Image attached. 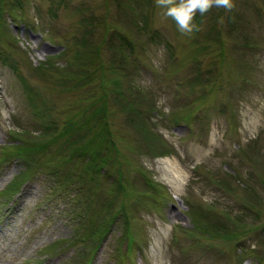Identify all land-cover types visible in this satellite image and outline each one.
I'll return each mask as SVG.
<instances>
[{
  "label": "rangeland",
  "instance_id": "rangeland-1",
  "mask_svg": "<svg viewBox=\"0 0 264 264\" xmlns=\"http://www.w3.org/2000/svg\"><path fill=\"white\" fill-rule=\"evenodd\" d=\"M232 4L184 34L156 0H0V264H264V0Z\"/></svg>",
  "mask_w": 264,
  "mask_h": 264
},
{
  "label": "trees",
  "instance_id": "trees-1",
  "mask_svg": "<svg viewBox=\"0 0 264 264\" xmlns=\"http://www.w3.org/2000/svg\"><path fill=\"white\" fill-rule=\"evenodd\" d=\"M170 49H171L170 46L167 45L166 46V50H170ZM99 51L100 50H98V52ZM125 60L126 59H124V56H123V58H119L118 61H113V65H114L115 62L118 63L117 65H119V64L122 65V63L125 62ZM113 65H110L109 68H111L113 71H116L117 66L114 65V67L112 68ZM84 125H87V124L80 123V124H77V127H79V128L83 127L84 128L83 131H85L86 135L90 134L88 136V138L82 137V136H79V135L77 136L75 128H73V136L72 137H69L68 136L69 133L67 132V130H64V136H66V137L68 136V139H69V141H68V139H66V141H68V143H69V146L67 147V149L72 147L71 149H74V150L71 152V154L73 153L72 154L73 156L80 157L81 160L84 158V156L88 157V151L91 149L92 145H97L100 142V140H96L97 137H96L95 134L91 135V132H93V131H91V127L94 125V122H92L90 125L88 124L85 127H84ZM104 125H105V122H104ZM97 128H99L98 124H97ZM97 128L94 131L95 133L97 132L96 131ZM55 138H56V136H55ZM17 148H20L18 150L19 155H22L23 153L28 151V150L23 149L21 147H17ZM28 149H29V151L31 150L29 147H28ZM9 156H10V154L8 152L7 156H6V160H8V159L12 160V158H10ZM16 158H21V156H18ZM87 163H93V165H94V171L93 172L94 173H97L99 171V168H97L96 163H94L92 161H89ZM29 164H30L29 167H31V169L29 170V173H31L34 170V168L39 164V160L30 162ZM101 170H104L103 166H101ZM104 171L107 172L106 170H104ZM76 174H77L78 178H76L75 180H78V183L82 182L83 184H85L87 186V189H86V192H85V195H86L85 201H86V204L88 206V202H89L88 197H89V193H90L89 191H91V184L95 181V177L94 176H92V177L89 176L87 173H85V171L82 172V173L81 172H76ZM99 175L100 174H96V176H99ZM86 176L91 177V181L89 183L84 182V178ZM107 176L110 177L111 174H109V172H108ZM97 183H98V180H97L96 184ZM121 183H122V185H121ZM18 186H19V183L17 181L16 184L12 185V187H14V188L9 190L8 192L5 191V193L3 195H6V196L13 195V193L18 191ZM122 186L124 187L123 182H122V178L120 176H118L117 179H116V182L111 183L109 186H106V188L103 190L102 199L98 200L97 207L95 208V212L93 210L94 215L96 216L97 219L99 218V221H98V223L96 222L97 223L96 224V223L93 222V219H90L89 223L86 225V226H90L91 227V231L89 233H90V235L93 236L94 239H96V238L98 239L105 232L107 224L109 223L110 215H112V212H111L112 205H113V203L118 201V199L120 198V197H118V193H122L123 192V187ZM10 191H11V193H10ZM94 194H98V193L95 191ZM246 208L250 209L249 212L253 213L254 210H252L249 207H246ZM121 209H122V206H121L119 211H121ZM118 212L115 214V216L118 215ZM203 217H204L205 220L202 221V222L205 223L207 232L210 230V227H211V228H213V231H215L217 233L220 232V236L224 237L223 239H226V240H229V241H232V242L235 241V240H238L239 237L242 235V234H237L235 232L234 233L228 232L226 234H223L222 233L223 225L220 222H218V219H215L214 215H212L211 217L203 215ZM115 221H116V219L114 220V223H115ZM202 227L204 228L203 224H202ZM206 234L208 236H210V238H216V236H214V235H209V233H206ZM242 236H243V239H244V234ZM236 243H240V242H236ZM87 245H88V243H87Z\"/></svg>",
  "mask_w": 264,
  "mask_h": 264
},
{
  "label": "clouds",
  "instance_id": "clouds-1",
  "mask_svg": "<svg viewBox=\"0 0 264 264\" xmlns=\"http://www.w3.org/2000/svg\"><path fill=\"white\" fill-rule=\"evenodd\" d=\"M157 5L165 9L164 16L172 18L181 33L190 34L199 30L193 23L197 12L207 13L212 7L231 10L232 0H156Z\"/></svg>",
  "mask_w": 264,
  "mask_h": 264
}]
</instances>
